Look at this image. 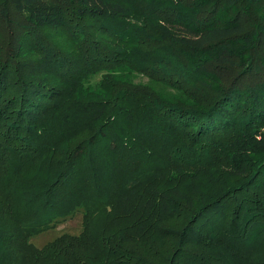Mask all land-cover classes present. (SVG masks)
<instances>
[{"label":"trees","instance_id":"1","mask_svg":"<svg viewBox=\"0 0 264 264\" xmlns=\"http://www.w3.org/2000/svg\"><path fill=\"white\" fill-rule=\"evenodd\" d=\"M4 1L0 264H264V0Z\"/></svg>","mask_w":264,"mask_h":264},{"label":"rangeland","instance_id":"2","mask_svg":"<svg viewBox=\"0 0 264 264\" xmlns=\"http://www.w3.org/2000/svg\"><path fill=\"white\" fill-rule=\"evenodd\" d=\"M5 4L4 0H0V6H3ZM8 25L7 24H3L0 20V44H3V46H7L8 48H13V46H15V44L9 43L10 40H12V38H16L18 39L17 41H22L24 45V51L27 50V47L29 46V48H33L30 49L27 56H35L37 55V52L35 51L36 49H34L33 47V42L28 39L27 37H24V33L21 30L20 26L17 24L16 19L14 17H10ZM8 23V22H6ZM5 25V26H4ZM10 25V26H9ZM9 27L11 29H9ZM11 30L16 32V36L14 37L11 34ZM60 34V39L65 42L68 43L69 42V38L67 36V32L64 30H58ZM61 31L62 34H61ZM67 33V34H65ZM8 40V41H7ZM16 41V42H17ZM78 43V42H75ZM75 45V44H73ZM17 47V46H15ZM14 47V48H15ZM12 51V49H10ZM124 73L130 72L126 69L123 70ZM130 74L132 75L133 73L130 72ZM96 80L98 79V75H96ZM164 89H162L161 92L163 96L166 97H172V96H176L177 93L171 89H168L166 87H163ZM82 208H77L76 210H74L72 213H68L64 216H59L58 218H56L54 221H52L50 224L47 225V227H45L43 230L32 234L31 236H29L28 241L33 244L36 247H42L44 246L46 243L50 242L51 240L60 237L61 235L67 234V235H78L81 230H82V222H83V215H82ZM180 220V216H175V217H170V221L169 223L175 225L179 222ZM10 225V221L8 219V216L5 214V212H2L0 214V228H6L7 226ZM85 245V244H84ZM84 250V247H83ZM199 250V249H198ZM201 251V250H199ZM12 253H16V250H13Z\"/></svg>","mask_w":264,"mask_h":264}]
</instances>
